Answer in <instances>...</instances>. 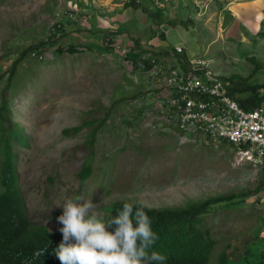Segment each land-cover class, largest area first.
Instances as JSON below:
<instances>
[{
	"label": "rangeland",
	"instance_id": "rangeland-1",
	"mask_svg": "<svg viewBox=\"0 0 264 264\" xmlns=\"http://www.w3.org/2000/svg\"><path fill=\"white\" fill-rule=\"evenodd\" d=\"M129 1L0 0V90L14 60L32 48L5 92L9 122L21 126L28 138L27 146L12 141L28 214L56 231L62 212L56 204L65 198L93 201L92 212L104 218L105 206L117 200L186 207L234 193L231 201L211 206L204 226L216 241L211 262L223 249L241 255L246 240L264 243V167L238 163L226 143L180 144L175 134L148 118L155 105L150 103L154 81L129 54L140 49L141 56L154 53L164 62L167 57L158 55L166 48L159 45L160 23L150 11L160 9L162 16L165 5L169 19L179 17L173 0H135L136 8ZM199 13L189 22L193 56L203 55L208 41L217 37L207 50L214 59L211 67L225 76L258 70L252 81L262 82L264 69L248 59L264 58V37L244 42L232 24L224 29L225 37L216 36L219 9L209 6ZM60 22L63 30L55 34ZM152 38L155 43L149 42ZM71 45L77 51H55ZM107 113L92 148L87 144L92 126L73 128ZM6 129L0 125V142ZM92 149V174L81 182L78 172ZM257 188V193L241 195Z\"/></svg>",
	"mask_w": 264,
	"mask_h": 264
},
{
	"label": "trees",
	"instance_id": "trees-1",
	"mask_svg": "<svg viewBox=\"0 0 264 264\" xmlns=\"http://www.w3.org/2000/svg\"><path fill=\"white\" fill-rule=\"evenodd\" d=\"M127 4L135 8L137 6L135 0H130ZM160 11V9L150 11L157 23H159ZM55 28L56 34L63 30V24L60 22ZM29 50L32 48L23 50L14 60L9 68L7 84L0 90V125H6L7 128L0 142V264H60L52 249L61 239V233L59 230H50L46 224L37 223L31 219L16 172L18 154L14 151L12 141L18 146H27L28 138L21 126L9 122L11 111L5 92L12 88L17 66ZM64 50L75 52L77 48L71 45L67 48L58 47L55 51L59 54ZM142 53L143 51L139 49V52L129 55L133 57L135 64L138 60H143L146 67H149L150 57L141 58ZM179 59L183 61L182 66L188 62L185 53L179 54ZM253 61L260 67L257 61ZM225 77L231 80L230 94L237 98L244 109L252 110L263 104L264 82L251 83L250 75L233 74ZM107 117L108 113L100 120L83 122L73 130L79 131L86 125L92 126L87 144L93 148L96 134L105 124ZM64 132L68 133L69 129H65ZM92 155L93 149L78 172L81 182L92 174L90 164ZM259 189L246 191L241 195L257 193ZM236 197L234 193H227L208 197L186 207L148 206L145 211L151 218L153 231L158 236L149 251L155 250L165 255L164 264H264V243L258 245L253 240L245 241L241 255L229 254L223 249L211 262L216 241L212 237L210 228L204 226L206 215L212 205L229 202ZM124 202L132 203L134 206L137 204V201L126 200L111 202L104 208L107 212L104 218L116 215V209L120 208Z\"/></svg>",
	"mask_w": 264,
	"mask_h": 264
},
{
	"label": "built area",
	"instance_id": "built-area-1",
	"mask_svg": "<svg viewBox=\"0 0 264 264\" xmlns=\"http://www.w3.org/2000/svg\"><path fill=\"white\" fill-rule=\"evenodd\" d=\"M182 52V46H175L164 62L151 54L149 67L137 61L139 68L147 69L156 89L148 118L156 119L162 131L175 134L180 144L226 143L238 163L264 167V104L244 109L230 94L231 80L215 71L209 59L188 57L182 66L178 58Z\"/></svg>",
	"mask_w": 264,
	"mask_h": 264
},
{
	"label": "clouds",
	"instance_id": "clouds-1",
	"mask_svg": "<svg viewBox=\"0 0 264 264\" xmlns=\"http://www.w3.org/2000/svg\"><path fill=\"white\" fill-rule=\"evenodd\" d=\"M56 205L61 239L52 251L60 264H164L165 255L149 251L158 236L144 201L124 202L107 219L92 212L91 200L71 197Z\"/></svg>",
	"mask_w": 264,
	"mask_h": 264
},
{
	"label": "crops",
	"instance_id": "crops-1",
	"mask_svg": "<svg viewBox=\"0 0 264 264\" xmlns=\"http://www.w3.org/2000/svg\"><path fill=\"white\" fill-rule=\"evenodd\" d=\"M162 2H166L168 4V0H163ZM173 3H175L173 4V10L177 12V14L175 13V16L177 18L179 17V19H169V8L165 5L163 9V15L161 16L160 14L159 17V27L161 28V32H159V45H161V47H166L163 48L162 52H159V56H169V52L174 50L175 46L177 45L184 47V51L182 53H185L187 57L193 56L196 53V50H194L195 47H189L188 40L192 39V37H190L189 31L194 28L189 25V22L193 21L196 16L200 14L199 12L207 10L209 6L219 9L221 12L219 19L220 31L217 32L216 36L225 37L226 34L223 32L224 29L232 24L237 30L239 29L241 40L244 42H250L251 39L257 42L259 40L257 39L258 37L260 39L264 37V0H173ZM228 13H230L232 17L228 24L224 26L223 20ZM183 16H186V18ZM201 24H203V22H201ZM216 38L208 41L203 52L204 54L201 55L210 60L211 66L212 63H214V59L212 57H208L209 54H207V50L211 42ZM155 40L156 38H152L149 42L155 43ZM221 41L223 44H227L226 41ZM167 45L170 47H167ZM248 60L252 62H254L253 60L257 61V63L260 65V70L264 69V58L256 59V57L253 56L249 57ZM212 68L215 69V66ZM256 73H258V70L252 71L250 74H248L250 75L251 83H255L252 81L254 80L252 78ZM262 82H264V80Z\"/></svg>",
	"mask_w": 264,
	"mask_h": 264
},
{
	"label": "water",
	"instance_id": "water-1",
	"mask_svg": "<svg viewBox=\"0 0 264 264\" xmlns=\"http://www.w3.org/2000/svg\"><path fill=\"white\" fill-rule=\"evenodd\" d=\"M232 15L230 13L226 14L223 20V25L226 26L228 22L231 20Z\"/></svg>",
	"mask_w": 264,
	"mask_h": 264
}]
</instances>
